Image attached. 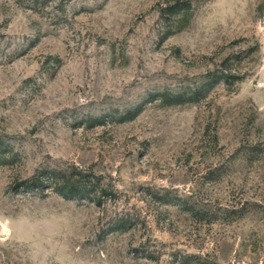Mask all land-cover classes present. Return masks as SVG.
Instances as JSON below:
<instances>
[{
	"label": "rangeland",
	"instance_id": "rangeland-1",
	"mask_svg": "<svg viewBox=\"0 0 264 264\" xmlns=\"http://www.w3.org/2000/svg\"><path fill=\"white\" fill-rule=\"evenodd\" d=\"M0 264H264V0H0Z\"/></svg>",
	"mask_w": 264,
	"mask_h": 264
}]
</instances>
